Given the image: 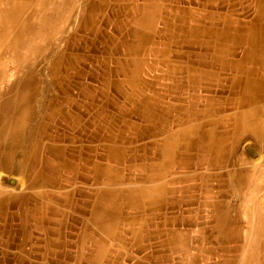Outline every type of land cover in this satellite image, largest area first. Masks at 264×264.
<instances>
[{
	"label": "bare ground",
	"instance_id": "6f19581e",
	"mask_svg": "<svg viewBox=\"0 0 264 264\" xmlns=\"http://www.w3.org/2000/svg\"><path fill=\"white\" fill-rule=\"evenodd\" d=\"M60 1L0 0V165L18 171L17 260L142 264L132 252L179 214L226 212L214 202L227 187L226 57L264 53V0H143L139 14L131 0ZM180 3L193 8L177 14ZM10 199L0 194L4 245Z\"/></svg>",
	"mask_w": 264,
	"mask_h": 264
},
{
	"label": "crops",
	"instance_id": "0c3cea01",
	"mask_svg": "<svg viewBox=\"0 0 264 264\" xmlns=\"http://www.w3.org/2000/svg\"><path fill=\"white\" fill-rule=\"evenodd\" d=\"M142 2L143 0H131L132 9L137 12L136 14H139L138 7ZM170 7L162 6L160 10L173 14V8ZM179 7L177 14H182V11L188 7V9L193 8L183 3H180ZM183 7L184 10L181 9ZM120 17L124 19V15ZM160 21L158 26H163ZM185 24H196V22L187 17ZM107 31L110 29L107 28ZM252 55L244 56L245 58L240 54L228 56V59L226 57V172L230 176L234 171L236 182H239L238 185L240 184L239 187L241 186L242 189L240 195L228 192L227 184L231 176L228 179L226 173V197H217L218 199L214 200L220 210L226 207V212L222 214L217 212V216L214 212L179 214L180 224L173 227L166 226L158 238H153L155 241L150 238V242L154 245L152 249L132 252L133 259L137 260L146 255L142 264H264V162L252 164L244 150L246 144L258 148L264 143V53L254 52ZM203 88L204 86L202 90ZM192 90L204 93V90L188 87L185 91L192 92ZM212 104L220 106L218 100H214ZM244 115L250 116L245 118ZM1 160L0 157V162ZM11 168L3 170L0 165L1 172L15 178L16 186L18 185L17 167ZM3 186L0 184V194H8L11 197L9 216L6 220L8 228L3 229L4 232H9L10 243L8 245L0 243V264H17V256L22 253L18 241L20 232L16 229L19 218L15 216L19 203L12 198L18 192V187L17 190H10L7 189L8 186ZM193 206L195 205L189 207ZM183 208L187 210V206ZM170 231H175L174 236L169 235ZM1 239H5V236L2 235ZM20 263L22 262L18 264ZM127 264H134V261H129Z\"/></svg>",
	"mask_w": 264,
	"mask_h": 264
},
{
	"label": "rangeland",
	"instance_id": "374dc122",
	"mask_svg": "<svg viewBox=\"0 0 264 264\" xmlns=\"http://www.w3.org/2000/svg\"><path fill=\"white\" fill-rule=\"evenodd\" d=\"M77 1V2H76ZM82 0H72V3H74V2H76V3H80ZM70 0H61L60 2H59V5H60V8H62V7H68V6H70ZM70 8V7H69ZM73 13H74V10H69L68 11V13L66 14V17H65V20H63V22L60 24V26H59V29L58 30H62V29H64V28H66V27H69V26H72V23H71V16L73 15ZM101 27H103L102 25H101ZM174 48V47H173ZM40 52H41V50H38L37 52H36V54H40ZM6 84V83H5ZM247 146H252L251 144H246L245 146H244V150L247 152V156L250 158V162L252 163V164H261V163H263L264 162V143L261 145V146H259L258 148H254L253 146H252V149L255 151V153H254V155H252V154H250L247 150H246V147ZM2 174V175H1ZM4 174V172H1L0 171V184L2 183V182H6V183H2V185L4 184V186H7V184H8V187L9 188H7V187H5V188H7V189H14V188H17V185L15 186L14 185V182H12V177H9V176H6L5 174ZM13 183V184H12ZM11 185H13V186H11ZM15 186V187H14ZM74 237L75 236H73V237H70V239L72 238V240L74 239ZM75 239H76V237H75ZM30 246L28 245V246H26V248H29ZM71 251H73V253L75 254L76 253V249H71ZM35 256H36V252L34 251L33 253H32V259H35ZM33 261H35V260H33ZM66 261V262H65ZM75 262V259L74 258H67V259H64V263H66V264H72V263H74Z\"/></svg>",
	"mask_w": 264,
	"mask_h": 264
},
{
	"label": "water",
	"instance_id": "95a60500",
	"mask_svg": "<svg viewBox=\"0 0 264 264\" xmlns=\"http://www.w3.org/2000/svg\"><path fill=\"white\" fill-rule=\"evenodd\" d=\"M264 148V147H263ZM246 150L250 153V154H252V155H254V153H255V151L252 149V146H247L246 147Z\"/></svg>",
	"mask_w": 264,
	"mask_h": 264
}]
</instances>
